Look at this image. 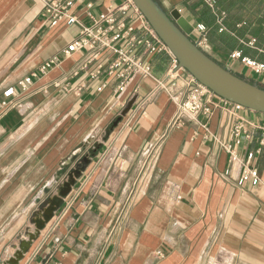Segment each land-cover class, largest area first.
Returning <instances> with one entry per match:
<instances>
[{
    "label": "crops",
    "instance_id": "crops-1",
    "mask_svg": "<svg viewBox=\"0 0 264 264\" xmlns=\"http://www.w3.org/2000/svg\"><path fill=\"white\" fill-rule=\"evenodd\" d=\"M74 1L81 22L92 25V17L125 0ZM158 1L195 40L200 20L190 6L202 3ZM230 1L220 5L227 8L230 27L212 33L207 53L264 88V72L231 57L243 50L264 63V0ZM44 12L41 0H0V98L9 86L18 92L15 108L5 114L0 109V264L14 254L57 189L77 173L31 246L30 264H264V113L245 107L234 112L214 97L210 114L177 119L178 103L194 85L186 70L169 77L174 63L166 51L148 58L153 77L118 100L117 82L101 86L104 75L85 83L83 74L72 76L85 52L66 57L64 50L80 26L63 21L50 26ZM117 20L142 34L133 8L118 13ZM250 39L254 45H246ZM54 57L59 64L41 72ZM28 76L32 82L23 90L19 81ZM157 80L164 87L149 97L131 130L119 131L126 104L133 102V109ZM239 123L244 130L235 137ZM226 145L241 160L254 153L258 185L237 184L240 166L230 163ZM71 197L73 205L65 210Z\"/></svg>",
    "mask_w": 264,
    "mask_h": 264
},
{
    "label": "built area",
    "instance_id": "built-area-1",
    "mask_svg": "<svg viewBox=\"0 0 264 264\" xmlns=\"http://www.w3.org/2000/svg\"><path fill=\"white\" fill-rule=\"evenodd\" d=\"M45 4V23L50 26L56 25L63 21L67 26H80L79 36L72 40L64 50L66 57L73 53L85 52V60L75 71L72 72L73 77L83 76L81 80H95L104 75L101 86L107 87L112 81L117 82L115 86V94L118 100L122 96L138 91V83L146 78L153 77L152 67L148 62V58L153 55L166 51L172 54L165 42L156 33L145 15L136 6L133 0H125L118 6H110L107 12L101 13L98 17H92V25H85L81 22L78 14L75 11L76 1L74 0H41ZM209 6L216 14V7L220 0H198ZM130 8H133L134 14L140 20L142 34L136 33V28L127 26L125 23H119L117 14H125ZM218 23L221 25L220 30H225L222 24L226 17L225 12L217 14ZM197 37L194 40L204 50L208 51V29L202 23L198 24L194 29ZM254 40L249 42L254 45ZM137 49H141L138 53ZM173 56L174 70L169 74V77L175 78L177 75L178 60ZM234 59H240L245 66L252 69L257 74L264 72V63L258 62L249 57H243L240 51H235L231 54ZM58 57H54L42 65L40 71L45 73L52 66L58 65ZM176 69V71H175ZM185 70V69H182ZM189 84H193V88L187 93L185 99L178 103V111L176 118L182 119L184 116L195 118L200 113L210 114L213 110L211 104H214L212 99L217 97L222 101L223 106H233L234 112L244 108L242 105L233 103L212 91L207 86L200 83L193 75L188 72ZM32 76L25 77L19 81V85L25 90L30 86ZM80 86L77 91H81ZM54 86L61 87L65 91L75 90L74 86L67 84L54 83ZM164 87L163 80H157V85L154 90L145 99L141 100L137 105L130 110L121 122L119 131L131 130L133 122L138 117L143 106L158 89ZM76 92V91H74ZM18 92L14 86H9L3 90L0 98V109L2 114L7 113L17 105ZM215 105V104H214ZM216 106V105H215ZM244 130V126L239 123L234 128V136L239 137ZM249 137V134H246ZM229 153V161L232 165L240 166V174L236 180L239 186L251 182L258 185L261 182L258 168L252 165L254 153L250 152L245 160H241L238 152L230 145L224 146ZM229 175V171L226 172ZM76 196V195H75ZM75 197H71L66 201V209L68 210L73 205ZM33 260V255L29 256L23 264H30ZM60 264V263H56Z\"/></svg>",
    "mask_w": 264,
    "mask_h": 264
},
{
    "label": "water",
    "instance_id": "water-1",
    "mask_svg": "<svg viewBox=\"0 0 264 264\" xmlns=\"http://www.w3.org/2000/svg\"><path fill=\"white\" fill-rule=\"evenodd\" d=\"M133 2L178 60L177 70L185 69L200 83L233 103L240 104L255 112L264 113L263 87L234 74L230 69L214 60L172 19L158 0H133ZM130 104L132 107L133 102ZM121 120L122 117H120L119 122ZM74 184L75 180L72 186L63 192L61 198L55 194L50 200L53 208L44 210L45 221L39 230V234L54 217L63 198L69 194ZM23 258L24 256L21 259Z\"/></svg>",
    "mask_w": 264,
    "mask_h": 264
},
{
    "label": "trees",
    "instance_id": "trees-1",
    "mask_svg": "<svg viewBox=\"0 0 264 264\" xmlns=\"http://www.w3.org/2000/svg\"><path fill=\"white\" fill-rule=\"evenodd\" d=\"M198 1V0H197ZM224 0H220L217 4V7H216V12L217 14L221 13V12H225L226 14V17L228 15V11L224 8V10H222L220 8V5L221 3L223 2ZM233 0L230 1V3L233 4L232 2ZM190 10L197 15V17L199 18L200 20V23H202L203 25H205L208 29V38L212 36V33H215L216 31H220V32H225L229 29L230 25L229 23L227 22V18L225 17L222 24L224 25L225 27V30L221 31L220 28H221V25L218 23V16L217 14L209 7L207 6L206 4H198V2H195V1H191V6H190ZM209 30H211L210 32V36H209ZM231 30V29H230ZM239 35V34H238ZM252 35L255 36V33L254 31H252ZM221 37H224V39L226 41H229V42H232V43H235V40H230L229 37H226V36H221ZM227 38V39H226ZM223 39V38H222ZM251 40V39H250ZM238 41V40H237ZM257 41V40H256ZM249 44V42L247 41L246 45ZM243 51V50H242ZM241 52L242 56L243 57H247L245 54H244V51ZM250 58V57H249ZM253 59V58H252ZM257 61V60H256ZM259 62V61H258Z\"/></svg>",
    "mask_w": 264,
    "mask_h": 264
},
{
    "label": "bare ground",
    "instance_id": "bare-ground-1",
    "mask_svg": "<svg viewBox=\"0 0 264 264\" xmlns=\"http://www.w3.org/2000/svg\"><path fill=\"white\" fill-rule=\"evenodd\" d=\"M76 176H78V173H77ZM74 180L75 179H72L70 182H65L64 183L65 186H63L61 188L60 193H59V190H58L56 192V195L61 198L63 192L66 191L67 188L72 186ZM48 208H53L51 202H50V205L48 206ZM44 221H45L44 213H42L40 217H37L34 220L33 226L31 227L30 230H28L26 232V234L24 235L23 240L20 243H18L19 245L14 250V254L12 252L13 255H11L3 264H17V262H19L23 256L24 257L26 256V254L29 252L31 246L33 245L34 241L38 238L37 236L39 234V230H40L41 226L43 225Z\"/></svg>",
    "mask_w": 264,
    "mask_h": 264
},
{
    "label": "rangeland",
    "instance_id": "rangeland-1",
    "mask_svg": "<svg viewBox=\"0 0 264 264\" xmlns=\"http://www.w3.org/2000/svg\"><path fill=\"white\" fill-rule=\"evenodd\" d=\"M6 74H7V73H4L3 75H6ZM1 76H2V75H1ZM130 106H131V104H126V110L124 111V115H126L127 111H129V110L131 109ZM123 119H124V118H122L121 121H123ZM121 121H120V122H121ZM74 178H76V175H75V176H74V175H73V176H70V177L67 179L66 182H70V181H71L72 179H74ZM64 183H65V182H64ZM64 183H63V184L57 189V191L59 190V193H60L61 188H62L63 186H65ZM57 191H56V192H57ZM48 193H50V190L47 191L45 194L47 195ZM41 214H42V213H41ZM41 214L38 215V216H36V217L34 218V220H35L37 217H40ZM34 220H33V222H34ZM31 225H32V223H31V224L29 223V228L33 226V225H32V226H31ZM26 231H27V230H26ZM26 231L24 232V234L26 233ZM40 233L42 234L41 231H40ZM24 234H23V235H24ZM39 235H40V234H39ZM38 237H39V236H38ZM38 239H39V238H38ZM38 239H37V241H38ZM37 241H36V242H37ZM30 254H31L30 252L26 254V259L30 256Z\"/></svg>",
    "mask_w": 264,
    "mask_h": 264
}]
</instances>
